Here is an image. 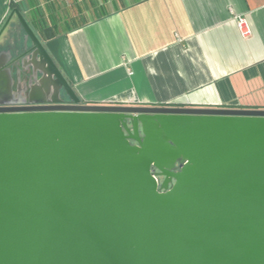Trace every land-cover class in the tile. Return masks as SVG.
Wrapping results in <instances>:
<instances>
[{"label":"water","instance_id":"obj_1","mask_svg":"<svg viewBox=\"0 0 264 264\" xmlns=\"http://www.w3.org/2000/svg\"><path fill=\"white\" fill-rule=\"evenodd\" d=\"M12 16L53 105L0 107V264H264V109L80 105Z\"/></svg>","mask_w":264,"mask_h":264},{"label":"crops","instance_id":"obj_2","mask_svg":"<svg viewBox=\"0 0 264 264\" xmlns=\"http://www.w3.org/2000/svg\"><path fill=\"white\" fill-rule=\"evenodd\" d=\"M14 8L87 102L264 109V0H0V28ZM23 37L12 16L0 50L14 56ZM7 69L0 98L31 81Z\"/></svg>","mask_w":264,"mask_h":264},{"label":"flooded vegetation","instance_id":"obj_3","mask_svg":"<svg viewBox=\"0 0 264 264\" xmlns=\"http://www.w3.org/2000/svg\"><path fill=\"white\" fill-rule=\"evenodd\" d=\"M24 63H28V60H25ZM23 81V80H22ZM18 85L19 91L13 96H8L4 98H0V103H3L0 105V107H7V108H18V109H27V108H34V107H42V106H50L53 105L49 102L51 99V96H49L46 92L41 93L39 92V89L42 88L41 83H36L29 81L28 83L22 82ZM28 87V88H27ZM30 88V89H29ZM29 89V90H28ZM59 98L61 101L58 103V105H75V102L71 100L69 97L65 96V94L61 93L59 95ZM80 105L84 104H115V105H139V106H167V107H191V106H181L177 104H154V103H94V102H87L80 98V101L78 102Z\"/></svg>","mask_w":264,"mask_h":264},{"label":"built area","instance_id":"obj_4","mask_svg":"<svg viewBox=\"0 0 264 264\" xmlns=\"http://www.w3.org/2000/svg\"><path fill=\"white\" fill-rule=\"evenodd\" d=\"M236 25H237L239 35H241L242 37H247L251 35V28L248 22L244 18L242 17L237 18Z\"/></svg>","mask_w":264,"mask_h":264},{"label":"trees","instance_id":"obj_5","mask_svg":"<svg viewBox=\"0 0 264 264\" xmlns=\"http://www.w3.org/2000/svg\"><path fill=\"white\" fill-rule=\"evenodd\" d=\"M39 36H40L43 40H49V39H51L52 37H54V32H53L52 28L47 27V28H45V29H42V30L39 32Z\"/></svg>","mask_w":264,"mask_h":264}]
</instances>
